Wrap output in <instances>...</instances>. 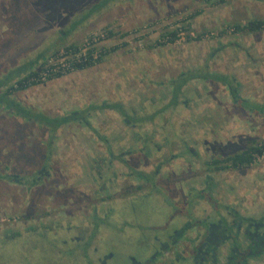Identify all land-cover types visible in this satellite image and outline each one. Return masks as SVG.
I'll return each mask as SVG.
<instances>
[{
	"label": "rangeland",
	"instance_id": "374dc122",
	"mask_svg": "<svg viewBox=\"0 0 264 264\" xmlns=\"http://www.w3.org/2000/svg\"><path fill=\"white\" fill-rule=\"evenodd\" d=\"M19 1L51 6L54 16L37 28L66 31L59 48L81 45L101 28L110 34L97 65L4 96L51 118L70 116L61 127L23 121L0 101V264L22 261L25 252L29 264H86L66 257L79 252L82 240L94 262L131 264L153 249L155 237L196 214L216 213L217 205L221 213L264 219V114L233 97L264 105V26L234 28L264 20V0H113L97 13L91 3L99 0ZM178 22L185 40L163 42ZM11 26L2 33L0 25L1 94L45 51L40 36L31 42L20 23ZM109 56L112 62L99 67ZM40 68L36 63L33 71ZM188 73L204 75L182 83L175 101ZM103 103H122L142 121ZM251 146L262 149L251 165L222 167ZM193 233L183 232L178 249ZM251 264H264V242Z\"/></svg>",
	"mask_w": 264,
	"mask_h": 264
},
{
	"label": "flooded vegetation",
	"instance_id": "af4514ba",
	"mask_svg": "<svg viewBox=\"0 0 264 264\" xmlns=\"http://www.w3.org/2000/svg\"><path fill=\"white\" fill-rule=\"evenodd\" d=\"M225 83L231 89L236 88L233 85L234 82ZM233 97L235 99L237 97L234 92ZM252 112L264 114L255 110ZM221 211L219 210L216 214L211 212L210 215L207 214L204 217L194 215L195 220H188L181 227L177 225L168 239L155 237L154 240L157 243L152 242L151 244L152 247L155 246L153 251L151 253L148 251L141 261L131 258V264H204L205 262L208 264H251L254 254L262 251L263 248L264 219L258 221L240 216L237 211L226 209H223L225 212L221 213ZM211 217L212 220L208 219ZM100 225L101 222L96 223L95 229H98ZM191 227L194 228L192 240L187 239L185 245L178 249V240L183 232ZM82 242L85 244L86 240ZM167 250L169 253L164 254ZM222 250L224 253L221 252ZM221 253L223 254L222 260L219 257ZM165 255L166 257L162 260L161 258ZM99 264H108L106 257L100 259Z\"/></svg>",
	"mask_w": 264,
	"mask_h": 264
},
{
	"label": "trees",
	"instance_id": "16d2710c",
	"mask_svg": "<svg viewBox=\"0 0 264 264\" xmlns=\"http://www.w3.org/2000/svg\"><path fill=\"white\" fill-rule=\"evenodd\" d=\"M112 1L113 0H99L94 5L91 6V9H93L94 11H98L99 9L104 8L105 6H107ZM262 26H264V20H256V21L249 22L248 24H245V25H242V26L235 25L234 28L236 30L256 31V30H259ZM184 29H185V27H184ZM163 35H164L163 37H165V38L168 39L167 42L172 43L171 42L172 39L175 40L178 37V27L172 29L171 31L166 32ZM58 48H59V46H58ZM58 48H56V50ZM34 55H35V59L34 60H31V62L30 61H27L25 63V65L23 66V68L20 70L21 71V74L20 75L18 74L17 79L15 81L11 82L8 85V87H6L7 90L4 91L5 93L4 92L2 94L0 93V101H3L5 103L6 108L8 110H11V112H12V114L14 116L22 119L23 121L33 122V123H37L39 125L42 124V125H45L48 128L50 127L49 129H51V131H54L57 128L61 127V125H63L68 119H70V116H68L67 118L65 116L64 117L62 116V117L51 118V117H49L47 115H43V114H40V113H36L33 110H30L29 108H27L23 104L19 103L18 101H15V100H5V97H4L5 95L8 96L11 93L18 92V91L22 90L24 88V86L22 84V81L25 80L26 78H28L31 75L37 74L38 71L41 70V68L43 66L42 64H44V61L43 60L45 58H47V56H44L45 54L44 53L42 54L41 52H36ZM36 63L41 68L39 70H37V71H35V70L33 71V68L35 67V64ZM203 75L204 74H200V73L182 74L181 75V78H180V80L178 82V85H176V89H175V93H174V95H175L174 96L175 101H176V98L178 96V90H179L180 85L182 83H184L186 80H188V78H191V77H194V76L195 77H201ZM57 77H59V76H57ZM57 77H54V78H57ZM54 78H52V79H54ZM211 78L216 79V80H220V81H223V82L225 81V78L227 80V76L226 77L225 76H218V77H215L214 76V77H211ZM236 99L238 100V102H239L240 105H242L243 107L247 108L248 110H251V111L255 110L257 112L264 113V105H259V104H256L254 102H249V101H246V102L243 101V100L241 101V99L240 98H237V97H236ZM102 106L104 108H109V109H113L114 108V109H117L120 112V115H122L124 118H126L127 120H130L133 123L138 124L137 122L140 123L142 121V119L140 120L139 118L137 119V118L131 116V114L128 113L127 108H125L122 103H119L117 105L116 104H113V103H111V104H105V103H103ZM161 109H163V108H160L159 110H161ZM159 113H158V116L160 115ZM255 153L261 155L262 149L259 148V147H256V146H251L250 148L243 150L240 154H236V155L232 156L231 158H229V160L225 159L224 160L225 164L222 167L241 168V167H244V166H247V165H251L253 163V161H254L253 155ZM227 161H228V163H229V161L231 163L229 165H227ZM213 163H215V164L218 165V164H220V161L219 160H214ZM230 165H232V166H230ZM155 174H156V171H154L153 174H151L152 175V177H151V183L152 184L155 183V181H154ZM25 177L30 178L28 180L31 183L38 182V180L36 178L33 179L32 177L24 176V178ZM205 193L206 192H203L202 194L204 196H206L208 199H210V196H207ZM193 194H195V193H193ZM196 196H197V194H195L192 199H196ZM172 200H173L174 203L177 202V200L175 201L173 199V197H172ZM191 201H193V200H191ZM191 201H190V203H191ZM176 208H178V207L176 206ZM220 208H221V206H219V205L215 206V209L214 210H216V213L219 212V209ZM175 218H178V217H175ZM98 222H100V221H98ZM173 230H175V228H173L172 230H170L168 232V234H166L165 236H163V238L166 237L168 239L169 235L173 232ZM96 232L97 231L95 230L94 233H93V235ZM148 246H150V245H148ZM88 247H89L88 243H85V244H82V245L79 246V252L77 254L74 253L73 251H70L71 254L70 255H66L67 260H76L77 259V261H78V258L77 257L80 256L82 258L83 262H85L86 264H99L98 262H94V260L91 259V256H89L87 254L86 251H87ZM153 247H155V246H153ZM153 249L152 250H147V251H150V253H151L153 251ZM33 253L35 255L38 254L36 251L33 252ZM26 256H27V253L26 252L25 253H22V255H21L22 261L17 260L15 262L14 260H12L13 262H11V264H29V260L27 259L28 256L27 257ZM53 258L54 257H52V259ZM79 261H81V260L79 259Z\"/></svg>",
	"mask_w": 264,
	"mask_h": 264
},
{
	"label": "built area",
	"instance_id": "2783aa9c",
	"mask_svg": "<svg viewBox=\"0 0 264 264\" xmlns=\"http://www.w3.org/2000/svg\"><path fill=\"white\" fill-rule=\"evenodd\" d=\"M149 27L151 25L144 26V29L148 30ZM183 30L184 26H182V22H178V37L173 40L174 42L185 40ZM109 34L110 30L101 28L89 32L81 45L59 48L46 58L41 70L37 74L31 75L22 81L24 88L48 81L57 76L75 74L97 65L107 52L104 43L109 38ZM209 35L212 36L214 33H206L204 36L208 37ZM162 41L167 42L168 39L164 37Z\"/></svg>",
	"mask_w": 264,
	"mask_h": 264
},
{
	"label": "crops",
	"instance_id": "0c3cea01",
	"mask_svg": "<svg viewBox=\"0 0 264 264\" xmlns=\"http://www.w3.org/2000/svg\"><path fill=\"white\" fill-rule=\"evenodd\" d=\"M94 4L91 3V6ZM102 9L103 8L99 9L98 11H96V13L101 11ZM0 12L1 14H3V16L0 19V25H2L1 29L4 30L2 33L4 32L6 33V31L10 30V28L12 27L11 26L12 22L14 24L17 23L18 25L20 23L22 30L25 32V34H23V37L30 39L31 42L34 41L33 38H38L39 36L41 37V38H38L39 47L42 46V43H43V46L45 48L44 56L49 55L52 51L58 48V46L66 42V41H63V42L57 43V39L64 37L66 34V31H64L62 28L57 27V30L59 31L53 30V34H51L52 32L50 33V31L47 32L46 31L47 28L46 29L42 28V31H39V29L37 28L39 24L41 23V21H43L44 19L47 20L49 16H54V10L51 11V6L41 8L40 6L38 7V5L32 4V3H29V5H26L24 4V1L21 2L19 0H7V2H5L4 5L0 6ZM89 17H87L86 19H88ZM54 19L57 21L61 20L60 18H57V17H55ZM52 20L53 19L50 18V21L48 20V22L52 23ZM43 27H45V24L43 25ZM66 30H68V27L66 28ZM66 40L70 41V39H66ZM112 59L113 58H110V56L106 57L102 61V63H100L98 66L101 68H105L112 62Z\"/></svg>",
	"mask_w": 264,
	"mask_h": 264
}]
</instances>
